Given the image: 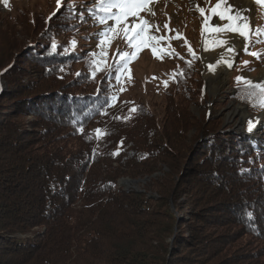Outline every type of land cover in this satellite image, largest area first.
<instances>
[{"label":"trees","instance_id":"trees-1","mask_svg":"<svg viewBox=\"0 0 264 264\" xmlns=\"http://www.w3.org/2000/svg\"><path fill=\"white\" fill-rule=\"evenodd\" d=\"M97 1L54 0L24 39L12 12L1 22L0 264H264V149L180 114V104L162 121L113 101L118 64L93 78L92 48L82 46V15L93 19ZM182 62L166 101L188 102L195 90L203 101L191 87L199 59ZM241 88L235 98L248 103ZM178 175L202 193L183 208L188 221L177 216ZM150 178L142 191L120 185ZM237 233L249 248L230 255Z\"/></svg>","mask_w":264,"mask_h":264},{"label":"rangeland","instance_id":"rangeland-1","mask_svg":"<svg viewBox=\"0 0 264 264\" xmlns=\"http://www.w3.org/2000/svg\"><path fill=\"white\" fill-rule=\"evenodd\" d=\"M67 1L68 0H62L60 5L62 6L63 3H67ZM249 1L253 5L250 26H252L253 29H264V6L256 5L254 0ZM78 2L84 4L86 0H78ZM196 2L204 6V0H196ZM211 3L214 5L216 0H211ZM57 6L58 4H54V0H7V4L4 3V0H0V25L5 19L4 15L12 12L14 19L16 18L17 22L21 24L19 26L21 29L18 28L19 30L16 32V35L18 38L24 39L27 30L33 29L35 24L38 26L39 22H41L48 13H53ZM76 6L78 5H75V8L79 9ZM152 7L155 10V16L145 13H141V15L145 16L150 24L160 26V32L156 33L157 35L175 37L176 32L169 33L168 30L164 28L165 23H168L171 29L178 30L181 34V39H166L160 43V47L168 49L169 52H174L178 55H163L161 59L159 55L154 56L149 48H145L137 53L138 58H134L128 64L124 73H118V75H121V80L117 81L116 79L113 85L116 101L126 106H134L135 103L145 105L155 118L162 121H165L166 116L172 111L176 104H180L181 106L178 105L180 114L184 110L189 109L196 118H200L201 122L205 120V116H207L206 121L208 122L211 120L214 123H212L213 130L219 131V133L227 131L228 134L244 133L250 135L256 146H261L264 149V110L259 107H253L250 103L237 102L235 98L237 87H244L242 83L239 85L237 84L236 77L243 76L253 81H256L259 77H264V56L258 60L244 53L242 45L246 42L242 41L240 49L236 52L237 55L235 56V60L232 61L233 67L228 69L226 65H221L217 67L215 72H212L210 69L205 68L203 57L207 54L224 52V48L216 47L213 49L211 47L209 42L217 38L215 34L210 32L202 34V29L204 28L202 22L203 18L200 13L194 9L193 0H156ZM82 16L86 19L84 24L85 27H82V32L88 34L87 38H90L88 39L90 42H83L82 46H84L83 44H86V46L88 44V46L92 48L91 53H95V55L91 54V56L95 64H99L100 68L105 66L111 69V67L120 62L118 49L120 53L127 51L131 54L135 51L127 46L123 34L119 33V30L105 37L104 44H101L102 38L101 36H97L95 32L97 30L96 28L99 27L104 31L105 25L99 24L95 22L94 19L89 18L86 12L83 13ZM169 17H171L170 21ZM215 19L218 21L216 22ZM108 23L110 24V22ZM211 23L217 24L223 22H220L218 18H213ZM16 28L17 27H15V30ZM208 34L210 35L208 36ZM261 35L264 36V33ZM259 38L261 37H251L250 51L264 52V43H255V40ZM202 40L204 41L203 44ZM80 44L78 46H80ZM189 46L195 55L200 57L199 75L193 78L191 87L193 86V88L196 89L201 86L200 90L203 101L197 98L196 94L198 91L195 90L191 92V97L188 102L180 103V100L177 101L178 96H172L171 101L173 102H168L166 100L169 99V97L167 95L165 96V90L173 78L176 68L182 66V61L184 59H190L192 57V54L188 51ZM206 48L209 50L205 51ZM244 61H248L249 63L245 65ZM224 67L228 69L230 75L225 83L215 82L217 81L216 76L219 75L220 69ZM27 68H29V66ZM249 69L252 70L250 71ZM30 70H32V68ZM210 77L212 81H210ZM197 79L200 80L198 84L196 82ZM165 81H167V86H165ZM0 84H2L1 81ZM215 84H218V86H215ZM188 85L189 83L187 86ZM191 87H188L187 90L190 91ZM240 108L243 109L241 110ZM245 116L246 118H244ZM249 120L255 122V127L252 131H248ZM198 133L199 132L195 129L190 131L188 133L189 140H191L192 137H196ZM176 172L179 174V171ZM178 177L175 179V182L178 183V185L180 184L181 192L177 197L176 203L178 206L182 207V209L180 212L178 211L177 216L180 218L183 217L184 221H188L190 210L187 208L184 211L183 208L186 204L193 201L195 202L197 197L199 198L202 193L199 192L200 190H194V192H192L189 189L190 186H188V184L186 185V183H189L190 179L186 177L180 178V175H178ZM140 181L139 183H123L120 185L126 190L142 191L144 189H150L149 184L152 181L151 178L142 179ZM164 182L165 180H161V183ZM157 188L159 187L157 186ZM232 230L230 228V232H232ZM210 231H214V228H210ZM240 235L241 234L238 233L237 235H233V249L227 251L230 255H232L235 250L239 251L245 248L247 251L249 248L247 244L248 239L246 237L241 238ZM173 240L174 239H172L171 242H173ZM187 254L191 256L194 255L191 249L188 250ZM222 258L220 257L218 261H213L210 264H217Z\"/></svg>","mask_w":264,"mask_h":264},{"label":"snow or ice","instance_id":"snow-or-ice-1","mask_svg":"<svg viewBox=\"0 0 264 264\" xmlns=\"http://www.w3.org/2000/svg\"><path fill=\"white\" fill-rule=\"evenodd\" d=\"M60 3V0H57ZM156 0H98L95 5V10H91L92 18L99 24L105 25V30L99 35L101 36V44H104V38L109 34L117 32L123 34V38L127 43V46L134 49L135 51L131 54L127 51L120 53V62L117 65V72L123 74L127 69L128 64L134 59L138 58L137 53L145 48L151 49L154 56L159 55V58H163V55H178L174 52H169L168 49L160 47V43L166 39L170 40L172 38L181 39V34L178 30L171 29L168 23H165L164 28L168 30L169 33L176 32L175 37H165L163 35H157L160 32V26L150 24V22L141 15L145 13L148 15L155 16V10L152 5ZM234 2V0H233ZM7 4V0H4ZM256 5L264 6V0H254ZM194 9L198 11L203 18L204 28L202 29V34L205 32H210L216 35V39L210 41L211 47L215 49L216 47L224 48V52L227 53L225 56L223 53L215 64H209L208 67L212 72H215L217 67L221 65H226L228 69L233 67L232 61L235 60L237 55L235 50V45L230 42L231 34H238L246 42L242 45V50L244 53L255 57L256 59H261L264 56V52L250 51L251 37L260 36L261 38L256 39L255 43H264V29L256 28L252 29L248 23V17L245 13L248 11L243 8H236L233 3H229L228 0H216L213 5L211 0H204V6H201L196 0H193ZM213 18H218L220 22L212 24ZM50 19V18H49ZM171 17H169V21ZM112 21V24L108 22ZM204 41L202 40V44ZM76 41H72V45L75 46ZM57 43L54 41L52 44V51L55 52ZM209 49H205L207 51ZM189 53L192 54L193 58L200 59L196 56L191 47H188ZM103 54V53H102ZM92 55H95L93 53ZM183 58V57H181ZM188 66L191 67V62L187 61ZM249 62L244 61L247 65ZM90 68H93L92 76L95 78L96 71L103 70L99 67V64H93L90 62ZM63 70V69H61ZM250 71L252 69H249ZM80 75V73H77ZM180 75H183L181 72ZM117 81L121 80V75L116 76ZM237 84H243L244 87L240 89V98L250 103L253 107H259L264 110V77L260 78L259 81H253L249 78L243 76L236 77ZM167 86V81L164 82ZM113 101L116 97L112 98ZM135 111V109H132ZM255 127V122L252 120L248 121V131H252ZM83 133V127L78 129ZM97 135L107 134L100 129L96 130ZM91 138V137H89ZM118 154V153H116ZM251 217V213H248Z\"/></svg>","mask_w":264,"mask_h":264},{"label":"bare ground","instance_id":"bare-ground-1","mask_svg":"<svg viewBox=\"0 0 264 264\" xmlns=\"http://www.w3.org/2000/svg\"><path fill=\"white\" fill-rule=\"evenodd\" d=\"M228 2L229 3H233V6L236 7V8H243V9H247L248 10L245 13V15L248 17V23H249V26H250L252 13H253V5H252V3L249 0H234V2H233V0H228ZM215 20H216V22L218 21L217 19H215ZM250 28H251V26H250ZM209 35L210 34H208V36ZM242 41H244L243 38L239 37L238 35L231 34L230 42L235 45L236 52L240 49ZM222 53L226 56V53L223 52V51L219 52V53H213V54L205 55L203 57V62H204L205 68L209 69V67H208L209 64H215L216 61L220 58ZM229 75L230 74L228 72V69L224 67L223 69H220L219 75L216 76V80L217 81H215V82L225 83V81L227 80ZM210 81H212L211 77H210ZM215 86H218V84H215ZM240 109L242 110L243 108H240ZM244 109H246V108H244ZM244 118H246V116Z\"/></svg>","mask_w":264,"mask_h":264},{"label":"water","instance_id":"water-1","mask_svg":"<svg viewBox=\"0 0 264 264\" xmlns=\"http://www.w3.org/2000/svg\"><path fill=\"white\" fill-rule=\"evenodd\" d=\"M252 24H253V22H252ZM251 28H252V26H251ZM253 29V28H252ZM245 42V41H244ZM261 77H259V79H260ZM259 79H257L256 81H258ZM139 182H141L140 180H138V181H133V180H130V179H123V180H121L120 181V184H123V183H125V184H130V183H139Z\"/></svg>","mask_w":264,"mask_h":264}]
</instances>
